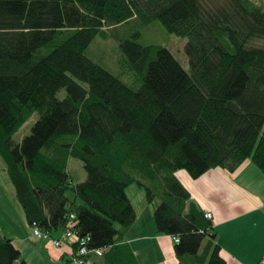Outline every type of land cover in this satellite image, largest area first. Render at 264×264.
Listing matches in <instances>:
<instances>
[{
  "label": "trees",
  "instance_id": "obj_1",
  "mask_svg": "<svg viewBox=\"0 0 264 264\" xmlns=\"http://www.w3.org/2000/svg\"><path fill=\"white\" fill-rule=\"evenodd\" d=\"M155 23L186 40L188 72L167 48L138 43ZM109 36L120 51L116 75L85 54ZM34 114L30 134L15 143ZM69 159L82 163L83 182H72ZM0 160L29 227L53 238L70 223L87 240L90 264H139L123 243L137 217L126 195L132 185L153 208L156 232L179 239L181 264L188 256L226 264L211 221L176 173L231 174L249 161L264 175V6L0 0ZM66 245L73 257L77 243L57 249ZM0 264H26L1 236Z\"/></svg>",
  "mask_w": 264,
  "mask_h": 264
},
{
  "label": "crops",
  "instance_id": "obj_2",
  "mask_svg": "<svg viewBox=\"0 0 264 264\" xmlns=\"http://www.w3.org/2000/svg\"><path fill=\"white\" fill-rule=\"evenodd\" d=\"M176 178L191 200L203 212L211 214V233L215 234V243L226 264H264V175L252 163L244 162L231 174L212 169L192 179L179 171ZM138 189L131 186L126 189L137 217L124 234L123 243L129 246L139 264H181L175 256L172 237L156 232L153 208L147 204L144 191ZM13 197L16 201L14 188ZM23 217L24 214L19 230L8 231L7 224L0 221V236L12 241L26 264H71V246L57 249L49 242L33 239ZM60 236L61 233L52 235ZM206 241L202 242L200 251ZM192 262V257L183 258V264Z\"/></svg>",
  "mask_w": 264,
  "mask_h": 264
},
{
  "label": "rangeland",
  "instance_id": "obj_3",
  "mask_svg": "<svg viewBox=\"0 0 264 264\" xmlns=\"http://www.w3.org/2000/svg\"><path fill=\"white\" fill-rule=\"evenodd\" d=\"M254 1L257 4L260 3L264 6V0ZM117 34L119 36H123L125 32L122 30ZM138 43L141 45H158L167 48L181 65V67L185 71H189L188 60L184 53L186 40L166 33V31L160 25H158V23L149 25L146 29L142 30L141 36L138 39ZM85 54L87 58H89L94 63L103 66L115 75L118 74L117 61L120 56V51L118 48L117 38L109 36L103 40L102 38L96 37L86 50ZM123 80L125 83H128L126 82L127 80ZM56 97L58 99H63L65 97V91L61 90L57 93ZM37 119L38 115L34 114L20 128V130L12 136V140L15 143H20L25 136L30 134L31 128ZM1 166H3V163L0 160V221H4V223L7 224L8 231H12V229L19 230V225L22 224L23 221V214L21 208L14 200L13 186L8 178V175L4 169H1ZM68 173L74 184L83 182L86 179V173L82 167V163L78 160H68ZM131 188L138 189V187L135 185H132ZM4 218H7L8 220ZM32 238L35 239L34 237Z\"/></svg>",
  "mask_w": 264,
  "mask_h": 264
},
{
  "label": "built area",
  "instance_id": "obj_4",
  "mask_svg": "<svg viewBox=\"0 0 264 264\" xmlns=\"http://www.w3.org/2000/svg\"><path fill=\"white\" fill-rule=\"evenodd\" d=\"M204 218L206 220H211L212 216L210 213L208 212H204ZM72 225L69 223L68 224V228H71ZM67 228L66 232L63 233V235L60 238H49L48 235L42 233L41 230H39V228L33 224L30 227V231H31V236L34 237L36 240H45L48 241L54 248H60L62 246V244L64 242H73V243H77V251L74 254V256L71 259V264H90L87 260H86V256H87V249L85 246V242L87 240L84 239H79L77 238L72 231H70ZM173 242L175 244H177L179 242L178 238H172ZM94 254L96 256H101L102 255V251H94Z\"/></svg>",
  "mask_w": 264,
  "mask_h": 264
},
{
  "label": "bare ground",
  "instance_id": "obj_5",
  "mask_svg": "<svg viewBox=\"0 0 264 264\" xmlns=\"http://www.w3.org/2000/svg\"><path fill=\"white\" fill-rule=\"evenodd\" d=\"M211 221V220H210Z\"/></svg>",
  "mask_w": 264,
  "mask_h": 264
}]
</instances>
